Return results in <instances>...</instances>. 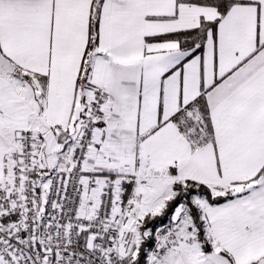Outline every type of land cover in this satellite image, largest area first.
Masks as SVG:
<instances>
[{"label": "snow or ice", "instance_id": "1", "mask_svg": "<svg viewBox=\"0 0 264 264\" xmlns=\"http://www.w3.org/2000/svg\"><path fill=\"white\" fill-rule=\"evenodd\" d=\"M0 264H264V0H0Z\"/></svg>", "mask_w": 264, "mask_h": 264}]
</instances>
